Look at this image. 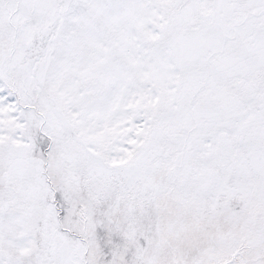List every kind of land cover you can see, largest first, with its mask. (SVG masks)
I'll return each mask as SVG.
<instances>
[{
  "label": "snow or ice",
  "instance_id": "1",
  "mask_svg": "<svg viewBox=\"0 0 264 264\" xmlns=\"http://www.w3.org/2000/svg\"><path fill=\"white\" fill-rule=\"evenodd\" d=\"M0 264H264V0H0Z\"/></svg>",
  "mask_w": 264,
  "mask_h": 264
}]
</instances>
